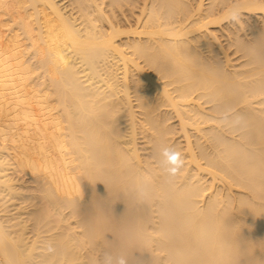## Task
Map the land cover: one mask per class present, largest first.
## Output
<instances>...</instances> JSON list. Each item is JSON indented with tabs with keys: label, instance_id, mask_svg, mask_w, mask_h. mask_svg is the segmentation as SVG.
<instances>
[{
	"label": "bare ground",
	"instance_id": "bare-ground-1",
	"mask_svg": "<svg viewBox=\"0 0 264 264\" xmlns=\"http://www.w3.org/2000/svg\"><path fill=\"white\" fill-rule=\"evenodd\" d=\"M105 254L264 264V0H0V264Z\"/></svg>",
	"mask_w": 264,
	"mask_h": 264
},
{
	"label": "clouds",
	"instance_id": "clouds-1",
	"mask_svg": "<svg viewBox=\"0 0 264 264\" xmlns=\"http://www.w3.org/2000/svg\"><path fill=\"white\" fill-rule=\"evenodd\" d=\"M162 155L165 158V172L170 177L177 176L184 166V159L182 153L175 148L164 147L162 149ZM104 264H113L112 257L105 254ZM116 264H126V260L121 257Z\"/></svg>",
	"mask_w": 264,
	"mask_h": 264
},
{
	"label": "rangeland",
	"instance_id": "rangeland-1",
	"mask_svg": "<svg viewBox=\"0 0 264 264\" xmlns=\"http://www.w3.org/2000/svg\"><path fill=\"white\" fill-rule=\"evenodd\" d=\"M205 3L207 4L208 1H206ZM243 18H244V20H246L247 18L249 19V16H248V15H245ZM248 19H247V20H248ZM252 19L254 20V19H260V18L257 17V18H252ZM227 25H228V24H226L225 26L227 27ZM222 42H223L224 45H227V41L225 40V38L222 39ZM175 120H176V119H175ZM175 120H174V122H175ZM172 122H173V121H172ZM176 122H177V121H176ZM176 122H175L174 124H176Z\"/></svg>",
	"mask_w": 264,
	"mask_h": 264
}]
</instances>
